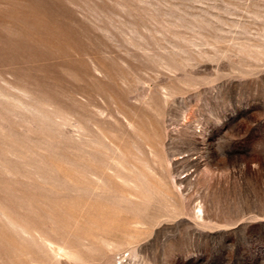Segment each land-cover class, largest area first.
<instances>
[{"label":"rangeland","instance_id":"1","mask_svg":"<svg viewBox=\"0 0 264 264\" xmlns=\"http://www.w3.org/2000/svg\"><path fill=\"white\" fill-rule=\"evenodd\" d=\"M0 264H264V0H0Z\"/></svg>","mask_w":264,"mask_h":264}]
</instances>
